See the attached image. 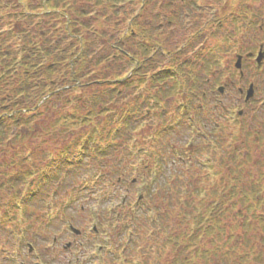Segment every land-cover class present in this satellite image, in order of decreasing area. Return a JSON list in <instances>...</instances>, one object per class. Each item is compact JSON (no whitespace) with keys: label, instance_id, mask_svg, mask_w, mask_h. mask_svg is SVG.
Wrapping results in <instances>:
<instances>
[{"label":"trees","instance_id":"16d2710c","mask_svg":"<svg viewBox=\"0 0 264 264\" xmlns=\"http://www.w3.org/2000/svg\"><path fill=\"white\" fill-rule=\"evenodd\" d=\"M96 1L98 7L103 5L104 8L112 9L126 0ZM141 12L144 9L141 8L139 14ZM85 13L83 8L76 7L75 0H0V170L5 167L3 158L9 140L13 154L11 166L17 165V168L11 167L13 173L4 181L7 187L10 184L13 190L18 189V184L32 176V169L24 170L22 165L23 161L36 159L39 147H43H37L35 142L40 133L38 120L41 116L45 115L46 121L41 131L55 147L54 154H46L48 162L44 167L48 169L44 174L39 176L38 173L35 176H38L35 187L44 191V184L54 180L61 182L63 179L58 159L64 161V166L69 169L67 172L76 173L75 186L81 187L82 183L87 186V179H80V175L88 172L81 171L89 165L87 158H97V164L104 167L105 163L100 160L106 159L108 154L114 153L116 156L123 146L127 154L117 160V165H121L123 159L138 156L142 150L139 151L138 146L129 148L126 144L130 141L138 144V138L144 136L140 135L142 130L147 127L152 129L148 119L156 111L151 106L162 105L161 122L153 127L151 135L153 146L149 151L152 153L144 155L150 160L148 164L158 168L152 172V183L145 188L144 199L137 202L134 208L126 210L121 204L115 212L112 211L109 214V225L114 222L113 230L118 235L129 233L127 247L131 248L136 245V238L140 234L149 236V240L154 238L153 241L163 235L165 241L177 246L187 238L185 246L188 247L195 244L197 239H212L214 230L225 234L238 229L241 215L234 204L231 209L234 208L235 215L231 216V222L226 225L222 215L223 204H197L193 196L200 192L201 188L197 185L201 183V177L206 176V167L196 153L202 154L204 149H210L212 145L218 148L222 141H209L208 147L204 149L195 143L186 151L174 146L171 151L176 166L169 173L165 168L164 157L158 155L155 148L156 138L175 127L163 120L168 112L164 107L165 99L174 89L167 87L166 82L174 79L176 84L186 86V80L196 81L198 73L194 71L195 62L180 61L179 51L173 52L166 48L167 44L159 43L154 36L161 37L163 30L152 24L131 22L129 30L114 42L101 47L94 45L80 34V28L88 29L82 20ZM130 39L137 41L134 46H130V50H124L123 45ZM163 58L171 62L170 68L155 69ZM123 63L128 67L134 64L130 75L125 77L120 75ZM182 78L184 84L180 83ZM144 84L154 89L151 97L138 92V88ZM192 87L191 99L188 100L190 107L195 106L192 98L196 94L197 85L192 84ZM134 88H137V93L132 96L128 91ZM177 109L179 111L180 106ZM180 119L183 120V116ZM72 128L76 130L71 132ZM67 135L70 139L65 138ZM30 143L35 146L25 147ZM17 144H22L25 149L16 147ZM18 153L19 156L14 157ZM73 154L77 158L74 165L70 159ZM146 171L150 173V169L145 168L143 174ZM108 173L101 172L98 176L103 174L101 178H111L114 174L110 171ZM1 174H5V171ZM96 180L91 186L98 187L102 179L98 177ZM169 181L171 184L167 186ZM2 187L3 184H0ZM227 187L225 182L222 188ZM182 190L191 192L192 196L183 200L178 196ZM208 190L215 195L218 188ZM16 199L15 195L13 200ZM156 200L167 205L164 209L151 208L154 213L149 214L148 206ZM245 201H242L244 205ZM19 203L25 205L26 202L22 200ZM160 205L163 206H157ZM244 209L247 213L253 210L249 204ZM171 216L176 219L170 224L168 218ZM140 217L144 218V223H141L145 226L138 232L133 222ZM190 221L194 225L192 229L188 225ZM243 227L247 228L246 225Z\"/></svg>","mask_w":264,"mask_h":264},{"label":"rangeland","instance_id":"374dc122","mask_svg":"<svg viewBox=\"0 0 264 264\" xmlns=\"http://www.w3.org/2000/svg\"><path fill=\"white\" fill-rule=\"evenodd\" d=\"M189 2L197 3V8H193L188 13H183L184 25L182 28H172L169 33L166 23L162 19L167 13L166 4L168 0H126L125 3L121 4L117 8H104L103 5L97 6L96 0H75L77 8H83L86 12V16L82 18L83 22L88 26L87 28H80V34L87 38L90 43L101 47L102 45L107 46L109 43L114 42L126 30H129L130 23L137 22L140 25H152L158 26L159 23L163 24V34L155 35L154 38L163 44H167L166 48L173 50V52L179 51V59L188 60L189 63H194V71L198 73L200 78L206 79V76L202 75L200 70V62L203 59V55L210 56L206 51V48L219 45L223 51H216V57L219 59V66H216L213 74L209 73V77L213 75H220V78L225 80L227 76H231L235 82L231 89L225 91L222 95L215 92L213 98L200 100L201 91L196 92L193 100L192 108H188L185 116L183 113V106L187 97L190 100V89L187 90L186 86L176 84L173 80H168L166 86L174 88L171 95L165 99L166 104L164 107L167 108V115L164 117L166 123L175 125L167 134L160 135L156 138L155 148L157 154L164 157L166 162L167 172L172 171V167L176 166L173 161L172 148L182 147L186 150L190 144L197 143V139H194L189 128L191 124L199 122L197 126L199 130L205 132L210 129L214 124L221 127L220 131H216L215 134H221L228 136L224 142L218 144V148H214V145L207 148L209 142H205L204 145L199 141L198 144L203 146L205 150L202 154H197L198 159L202 162L205 169L206 176L201 177V183L197 186L201 187V191L198 194H194L196 203L209 202L210 200H218V194L215 197H211L208 191H204L209 187H217L218 191L226 192L233 181L229 178L233 176L232 169L235 168L240 173L241 182L244 188L248 185L256 184L255 179L257 178V170L264 171V158L260 157L258 149L254 143L241 142L240 132L238 129L239 121L245 120V117H237L236 110L241 107L240 97L236 90L237 75H234V52L235 47L230 38V33L233 28V23H236L233 19L238 14H250L257 13L258 8L262 6L263 0H187ZM174 2L180 3L179 0ZM143 3H145L143 5ZM143 6V7H142ZM144 9V12L139 14L140 9ZM178 10L171 8L173 14ZM139 14V15H138ZM225 17L224 25L218 33V38L215 40L210 39L207 43H204L202 39L197 38L191 39V35L195 34L213 17L216 18ZM169 34V36H168ZM229 40V42L227 41ZM136 39L128 40L123 45L124 50H130V46H134ZM107 44V45H106ZM205 44L203 48L201 46ZM134 51V48H131ZM229 52L228 54H226ZM212 58V56H210ZM214 57V54H213ZM227 60L230 61V67ZM171 62L168 59L163 58L155 69L165 68L169 69ZM123 71H121V77L130 75V69L134 66L128 67L126 63H123ZM225 66H228L226 69ZM213 69V70H214ZM255 70L251 68L249 74L251 79L258 85L259 92L264 91V72L260 71L259 75L254 74ZM186 80V79H185ZM183 81V83H182ZM194 82L193 80L187 81L186 85ZM181 84H184L183 78L180 80ZM209 84L206 82L204 88L208 90ZM138 92H142L145 96H150L154 92V89L150 88L148 84H144L141 88H138ZM132 96L137 93V88L130 89L128 91ZM263 94H256V98L253 104L257 107L262 100ZM139 97V99H141ZM131 99V98H130ZM133 99V98H132ZM134 101V100H133ZM131 101L130 103H132ZM142 101V100H141ZM140 101V102H141ZM221 102V103H220ZM151 106V105H150ZM180 109L178 111V107ZM154 112L148 120L151 121L149 127L144 128L140 135H144L142 138H138V144H132V141L126 144L129 148L135 146L139 147L138 156L135 158L123 159L121 165H117L119 159L123 157V148L114 155L108 154L105 158L100 160L104 167L99 166L96 162L98 159L93 156L87 158L89 165L86 168H82L81 171H88L87 174L80 175V179H87V186L84 183L81 187H76L75 182L77 181L76 173L67 172L68 167L64 166V161L58 159L57 164L61 168V174L63 179L61 182H54L50 184H44L43 189H37L35 187V181H37L38 173L40 176L44 174L48 168L44 167L48 162L46 154L54 152L53 142H48V136L44 135L41 128H44L45 120L44 116H41L38 122L40 123V133L36 137L35 142L39 147L36 159L23 161V169H32V176L28 178L24 183L18 184V189L10 188V184H5L4 181L10 178L13 171L12 168H17L16 164L11 166V160L13 154L11 152V143L8 141V145L5 149L6 154L3 158L5 167L0 170V184L3 187L0 188V264H35L37 262L41 264H183V259L187 258L186 264H194L198 260V249L202 247L214 246V239L210 242V238L203 237L197 239L195 244L184 247L187 243V239L181 243L180 246L165 241V237L160 235L155 241L154 238L149 240V236L141 235L136 238V247H127L129 233L126 235H118L113 230L114 222L109 225V219L112 211H116L121 204H123L126 210L134 208L136 206L138 197L145 195V191L152 181V173L146 171L143 174L144 166H141L143 160L149 162L144 155L152 153L149 148L153 146L150 142L151 135L153 136V127L160 124V114L162 105H153ZM227 109L228 113L220 110ZM183 113V115H181ZM183 116V120L180 117ZM235 119V120H234ZM234 120V121H232ZM235 121L238 125L235 124ZM180 122L178 125L177 123ZM76 129L72 128L71 132ZM259 133L263 134L260 129ZM233 132L236 136L234 141H230V133ZM214 134V135H215ZM213 135V137H214ZM70 136H65L66 139H70ZM199 139V138H198ZM195 141V142H194ZM33 147L34 144H26L25 147ZM16 147L25 149L22 144H17ZM73 147V145H72ZM49 148L47 151H45ZM235 150L234 159L229 158V152ZM252 152L248 155L247 160H240L243 157V152ZM20 153L14 157H18ZM54 154V153H53ZM53 157V156H52ZM51 157V158H52ZM238 157H240L238 159ZM70 159L72 165L77 161L76 155L73 154ZM2 158L0 159V161ZM18 160V159H16ZM259 161L262 162L258 163ZM211 162V163H210ZM147 168H155L152 164H148ZM35 166L36 168H33ZM12 167V168H11ZM5 171V174H1ZM114 172L111 178L98 176L101 172ZM140 171V172H139ZM139 172V173H138ZM52 176L54 174L50 173ZM109 174V173H108ZM4 175L5 177L3 178ZM100 177V182L97 186H91L94 181ZM35 178V179H33ZM227 178V179H226ZM2 180V181H1ZM2 182V183H1ZM227 182V190L222 188V185ZM170 181L167 182L169 186ZM247 184V185H246ZM264 187V184H262ZM261 186V187H262ZM39 188V186H38ZM79 188L80 190H78ZM220 188V190H219ZM17 191V192H16ZM180 198L187 200L192 194L182 190ZM264 194V191L262 192ZM220 194V193H219ZM17 196L16 200H13L14 196ZM170 196V189L167 193ZM105 196V197H104ZM144 199V198H143ZM142 199V200H143ZM25 203V205L19 202ZM123 201V203H121ZM226 203H223L222 209H226L229 206L227 199ZM172 205L175 209V203L172 200ZM162 204L163 206H157ZM12 205L14 207L12 208ZM165 202L156 200L148 206L149 214L154 213V207H160L164 209ZM163 207V208H162ZM141 209V208H140ZM139 209H137L138 211ZM254 218L250 214H246V222H240L239 227L235 230V235L240 237L244 236V241H251L250 236L253 234L249 232L260 230L259 223L257 222L258 216H264V210L256 208ZM223 221L228 225L229 211L222 212ZM168 218L170 224L174 222V217ZM143 217L137 218L133 224L138 227V232L145 226L141 222ZM241 220V219H240ZM144 223V222H143ZM146 224V223H145ZM249 224L251 229L246 230L243 226ZM72 225L78 229L80 235H75L69 228ZM192 229L194 225L188 224ZM248 227V226H247ZM96 229L94 232L93 229ZM264 230V228L262 229ZM164 237V238H163ZM110 241V242H109ZM68 242L71 243V247H68ZM245 244V243H244ZM243 243L241 245H244ZM28 245H31L32 248ZM102 246V250L99 251V247ZM218 246H228L218 245ZM239 246V244L237 245ZM184 247V248H182ZM119 258H116L118 257ZM112 258H116L112 259Z\"/></svg>","mask_w":264,"mask_h":264},{"label":"flooded vegetation","instance_id":"af4514ba","mask_svg":"<svg viewBox=\"0 0 264 264\" xmlns=\"http://www.w3.org/2000/svg\"><path fill=\"white\" fill-rule=\"evenodd\" d=\"M180 3L174 2V0H168L166 4L167 13L162 19L166 23V27L168 28L169 33L172 31V28H182L184 25L183 13H188L193 8H197V3L189 2L187 0H179ZM262 6L258 8L257 13L250 14H238L237 17H234L233 28L230 33L231 41L233 42V46L235 47L234 52V62L232 63L234 67V75H237V86L236 90L240 97V105L236 110L237 117H245L246 119L239 121V132L241 142L254 143L255 147L258 149V153L260 157L264 158V91L259 92L258 85L251 79L249 74L251 68L255 70L254 74L259 75L260 71L264 72V0L262 1ZM178 10L173 14L171 13V8ZM189 14V13H188ZM225 17L216 18L213 17L208 22H205L204 25L198 30L195 34L191 35V39L199 38L202 39L204 43H207L210 39L215 40L218 38V33H220ZM152 23V22H151ZM151 23L149 25H151ZM158 26L163 29L164 25L159 23ZM184 28V27H183ZM171 34V33H170ZM169 36V34H168ZM229 42V40H227ZM230 43V42H229ZM205 44L201 46L203 48ZM206 51L210 56L203 55V59H201L200 70L203 76H206V79L200 78L199 75L196 78V81L189 83L186 85L187 90L193 89L192 84H196L195 88L196 92L201 91V95L206 98H213L215 92L219 94H223L225 91L231 89L234 86L235 82L231 76H227L225 80L220 78V75H213V77H209V73L213 74V71L216 66H219V59L216 57V51H223L222 47L219 45L212 46L210 48H206ZM227 52L226 54H228ZM214 54V57H213ZM229 67L230 61L227 60ZM238 62V66H236ZM227 69L228 66H225ZM214 69V70H213ZM229 69V68H228ZM264 76V75H263ZM208 83V90L204 88L205 83ZM263 94L262 100L259 105L256 107L253 104L254 99L257 97L256 94ZM187 92H186V100H187ZM185 100V101H186ZM221 103V102H220ZM220 110L222 112L228 113L227 109ZM235 120V119H234ZM232 120V121H234ZM235 124L237 122L235 121ZM222 128L216 125H212L210 129H207L202 133V136L206 139L209 138L210 141H222L224 142L228 136H223L221 134H215L216 131H220ZM263 132V134L259 133V130ZM215 134V135H214ZM214 135V137H213ZM236 136L233 132L230 133V137ZM214 138V139H213ZM230 138V141H234ZM215 143V142H214ZM236 149L234 151L229 152V158H233V154H235ZM252 152L244 151L243 157H238L240 160H247L248 155ZM258 163H261L259 161ZM233 176L229 179L233 181L227 189L226 192L219 191L215 195L208 191L209 196L215 197L217 194L219 196L218 200H210L209 202L200 203H226L225 199H227L229 206L228 208L222 210L223 212L229 211V221L231 222V216L235 215L234 208L231 209L232 204L238 207V212L240 213L241 222H245L246 214H250L254 218H256L255 209L260 208L264 210V171L257 170V178L255 179L256 184H249L247 188H244L243 184H240V173L236 171L235 168L232 170ZM227 179V178H226ZM247 185V184H246ZM222 186H225L223 184ZM262 186V187H261ZM220 190V189H219ZM232 191V193H230ZM188 192V191H187ZM191 194V192H188ZM220 193V194H219ZM254 195V197L252 196ZM229 198V199H228ZM247 200V201H245ZM245 205L249 204L252 206L253 210L247 213L244 209ZM224 205V204H223ZM231 211V212H230ZM257 222L259 223L260 230L251 231L253 235L250 236L251 241H244V236L242 240L238 235H235V230L232 232L221 233L218 230L213 231V238L209 240L210 242L214 239V246L202 247L198 249V260L194 264H264V216H258ZM246 230L251 229V226L248 224ZM219 238L224 239L223 243L228 246H218ZM244 245H241V244ZM239 244V246H237ZM183 264H186L188 261L187 258L183 259Z\"/></svg>","mask_w":264,"mask_h":264},{"label":"water","instance_id":"95a60500","mask_svg":"<svg viewBox=\"0 0 264 264\" xmlns=\"http://www.w3.org/2000/svg\"><path fill=\"white\" fill-rule=\"evenodd\" d=\"M236 66H238V62H237V64H236ZM71 228H72V230H73L76 234H79V231H78V230L74 229L73 227H71ZM68 246H69V244H68ZM37 264H39V263H37Z\"/></svg>","mask_w":264,"mask_h":264}]
</instances>
